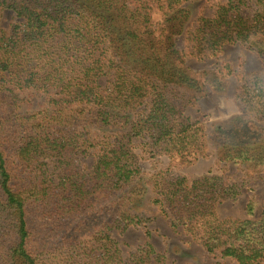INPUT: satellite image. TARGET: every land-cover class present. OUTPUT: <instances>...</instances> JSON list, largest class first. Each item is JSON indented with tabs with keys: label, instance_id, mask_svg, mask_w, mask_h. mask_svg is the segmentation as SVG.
<instances>
[{
	"label": "trees",
	"instance_id": "1",
	"mask_svg": "<svg viewBox=\"0 0 264 264\" xmlns=\"http://www.w3.org/2000/svg\"><path fill=\"white\" fill-rule=\"evenodd\" d=\"M188 2L0 0V264H168L150 244L124 257L113 237L150 221L137 212L147 185L171 228L207 254L264 264V208L257 220L216 212L264 173V71L241 86L237 134L208 133L182 108L224 93L232 72L194 74L178 47L184 38L204 60L246 45L264 61V0H223L195 25ZM5 12L17 19L9 31ZM28 90L47 96L40 109H23L19 93ZM138 138L154 156L184 162L213 147L220 165L251 172L228 182L166 171L144 184ZM91 153L96 161L86 171L81 160Z\"/></svg>",
	"mask_w": 264,
	"mask_h": 264
},
{
	"label": "rangeland",
	"instance_id": "2",
	"mask_svg": "<svg viewBox=\"0 0 264 264\" xmlns=\"http://www.w3.org/2000/svg\"><path fill=\"white\" fill-rule=\"evenodd\" d=\"M223 0H189L192 13V24L200 17H211L217 5ZM154 23L162 21V15L154 11L152 13ZM17 19L12 12H5L2 17V27L10 30ZM178 47L186 56L188 67L194 74H202L205 71L224 69L227 83L224 93L210 92L204 98L190 100L187 106L182 108L183 113L190 120L204 125L206 132L223 128L230 134H237L235 124L245 116L237 96L245 80L252 76H263L264 61L260 55L246 45H226L224 49L213 57L204 60L194 57L185 43L184 38H178ZM106 84L107 78L101 80ZM24 99L23 109L35 111L40 109L47 96L28 90L20 92ZM134 150L139 157L142 170L143 183H148L158 173L169 171L174 175H182L189 179L200 177L208 173L223 176L228 182L245 179L250 173L246 166L220 165L216 158V150L209 147L206 155L192 162H184L177 157L165 155L154 156L147 145L146 138H138L134 141ZM93 153V152H92ZM81 160V166L89 171L96 161L94 154ZM250 175V174H249ZM146 195L138 203L137 212L150 218V221L137 227H131L124 233L114 232L113 237L118 242L122 255L127 257L130 252L140 246L150 244L157 252L163 254L168 264H237L229 258H221L207 254L203 247L192 237L186 235L181 229L171 228L167 219L160 214L153 205L152 188L147 185ZM254 205L253 215L248 214V205ZM264 208V173H259L247 180L245 188L236 201H226L217 207V215L220 219L257 220L261 217Z\"/></svg>",
	"mask_w": 264,
	"mask_h": 264
}]
</instances>
